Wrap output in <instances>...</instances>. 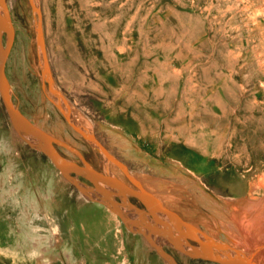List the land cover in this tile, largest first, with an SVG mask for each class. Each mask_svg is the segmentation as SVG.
Segmentation results:
<instances>
[{"label": "rangeland", "instance_id": "obj_1", "mask_svg": "<svg viewBox=\"0 0 264 264\" xmlns=\"http://www.w3.org/2000/svg\"><path fill=\"white\" fill-rule=\"evenodd\" d=\"M3 12L11 100L62 156L158 196L224 255L261 264L197 192L235 214L264 200V0H5ZM63 170L76 184L18 135L0 97V264H40L7 253L39 255L11 201L29 189L34 233L57 264H172L150 240L175 264H219L162 240L156 207Z\"/></svg>", "mask_w": 264, "mask_h": 264}, {"label": "water", "instance_id": "obj_2", "mask_svg": "<svg viewBox=\"0 0 264 264\" xmlns=\"http://www.w3.org/2000/svg\"><path fill=\"white\" fill-rule=\"evenodd\" d=\"M4 2L5 0H0V23L2 20L5 21L8 24L9 30L11 28V23L8 16H6V14L3 12ZM11 46L12 41L8 42L7 45L4 46L0 34V97L15 131L23 140L35 144L37 148H40L43 152H45L54 162V164L60 168L65 176L67 175V172H65L63 169L67 167L77 175L95 180L96 182L115 189L122 197L129 196L139 199L147 208H149V202L153 203L157 209L162 211L164 216L168 219L169 227L175 234L174 239L168 236L166 237L170 238L173 246L181 249L187 255H191L196 259L211 260L219 264H256L251 260L246 259L242 255H236L234 257H228V255H224L222 249L212 245L209 239L199 235L195 229L186 223L179 215L166 208L163 201L158 196L149 192H145L142 189H140V191L133 190L120 180L106 176L86 163H84V166H80L77 163L62 156L53 145V142L55 141L54 138H52L48 133L44 132L41 128L34 125L11 100L6 74L7 61ZM66 178L72 183L76 184L72 178L68 176H66ZM98 189L106 193L103 188ZM120 189L124 192L122 193ZM153 215L155 217V214ZM176 221L181 224L183 229L176 225ZM163 224H165V221ZM145 234L149 239L151 238L149 233ZM192 242L196 243V245ZM156 248L163 257H167L173 261L170 256L164 253L160 245H157ZM224 250L229 249L226 248Z\"/></svg>", "mask_w": 264, "mask_h": 264}, {"label": "bare ground", "instance_id": "obj_3", "mask_svg": "<svg viewBox=\"0 0 264 264\" xmlns=\"http://www.w3.org/2000/svg\"><path fill=\"white\" fill-rule=\"evenodd\" d=\"M2 24L4 25L6 32H8V24L2 20ZM1 33V32H0ZM225 122V121H224ZM226 123V122H225ZM184 132V131H183ZM218 133V132H217ZM209 135V134H208ZM211 135V134H210ZM123 138V137H122ZM121 138V139H122ZM210 139V138H209ZM32 140V139H30ZM124 140V139H123ZM122 140V142H124ZM215 142V139H213ZM33 141V140H32ZM126 141V140H125ZM129 141V140H128ZM126 141V143L124 144L125 148L128 149L129 151L131 150L132 146L130 145V143ZM211 143V142H210ZM220 143V142H219ZM216 144V143H215ZM127 150V151H128ZM132 151V150H131ZM133 152V151H132ZM125 153V151H124ZM131 153V152H130ZM134 154V153H133ZM136 155V153H135ZM134 156V155H133ZM157 171H159V168H157ZM107 176V175H106ZM179 180H183V178L179 177ZM177 181L176 183V187L181 186V181ZM192 180V179H191ZM24 182V181H23ZM31 182V181H30ZM11 183V181H10ZM187 183H189V180L187 181ZM24 184V183H23ZM36 184V183H35ZM185 184V182H184ZM183 186V185H182ZM25 187V185H24ZM189 187L193 188V191L197 190V182L195 183H190ZM188 187V188H189ZM147 189V187H146ZM163 189V188H162ZM186 189V188H185ZM15 190V189H14ZM21 190V189H20ZM39 190V189H38ZM148 190V189H147ZM22 191V190H21ZM20 191V192H21ZM144 191V190H143ZM146 192V191H145ZM33 192L30 191V189L27 192H22V193H17V195H15L16 198V203L15 200L11 198L12 203H14L16 205V208H19V213H21V208H24L25 213H27V217L28 220L30 221L29 225H27V227H25L26 230V240L32 241V239L34 238L35 241V247L36 250L35 252L37 253L38 257L36 256L35 253H29V251H31L29 249V251L27 250V255L22 256L19 253H15L12 250L11 251H7L8 255H11L14 258H18V259H24L27 260L28 262H32V263H37L36 261L38 260L40 264H55V261H51L53 259H55L54 257H47L46 252H48L46 250L45 253H42L41 249L44 250L45 246L43 248H41L43 245L42 238L40 236H37L36 233H34V225H33V220L35 219V217L37 216H41L42 214H40L41 212H39L40 207L38 204V201H33ZM197 194L199 195V197L201 199H205L206 203H209L211 208L213 209V211L217 214V216L219 217V220L221 221L222 226L224 227V229L235 239V241H239L240 244H238V246L244 244H248L245 246V248L251 252L254 253V258L258 259L261 264L262 261H264V200L262 202H256L258 199H248V201L250 202L249 204H247V206H245L243 212L241 214L239 213H231L232 209L228 211H224L222 209V203L220 201H215L214 203H212L213 201V196L211 194H208L206 191H201L200 193L197 192ZM7 196V195H6ZM42 195H38V198H42ZM175 196V195H174ZM8 197V196H7ZM10 197V196H9ZM0 198V202L2 201H6L9 200L10 202V198ZM14 197V196H13ZM170 196L168 195L167 197H163V199H168ZM172 197V196H171ZM178 197V196H175ZM180 198V197H178ZM19 199V201H18ZM36 200V199H35ZM48 200V198H47ZM240 202V201H239ZM204 203V202H203ZM6 205V204H5ZM41 205V203H40ZM149 209L156 207L153 203L149 202L148 204ZM42 208V207H41ZM157 208V207H156ZM170 210V209H169ZM242 210V209H241ZM35 211V212H33ZM42 211V210H41ZM172 211V210H171ZM161 212V216H163L164 214ZM176 213V212H175ZM23 214V213H22ZM21 214V215H22ZM155 214V213H154ZM177 214V213H176ZM239 214V215H238ZM20 215V214H18ZM46 215V214H45ZM178 215V214H177ZM47 219V218H46ZM155 219L159 220L161 223H164V220L155 214ZM26 223V222H25ZM176 225L183 229L181 227V224L179 222H175ZM155 224H160L158 221L154 220V225ZM166 224V222H165ZM8 225L10 226L9 228H7L6 232L7 235L4 234V236H7L8 240H10V238L12 237V239H14V241H9L8 244H14L15 245V240L16 239H21L22 235L17 233L16 231V226L14 227L12 225V222H8ZM193 228H196L194 225H191ZM58 227V226H57ZM148 228V227H147ZM38 230V229H37ZM156 230V228H155ZM175 236V235H174ZM50 237V236H49ZM162 240H165L163 238V236H159ZM46 240V239H45ZM48 240V239H47ZM44 241V240H43ZM60 241V240H59ZM151 244L156 248L157 244L154 243V240H150ZM166 241V240H165ZM62 241L59 242V244ZM17 243V242H16ZM18 244V243H17ZM32 244V243H31ZM59 244H57V246H59ZM42 245V246H41ZM19 246V245H18ZM48 247V245H46ZM56 246V247H57ZM21 247V245H20ZM46 247V249H47ZM33 249V248H32ZM53 249H55L53 247ZM240 249V248H239ZM245 249V250H246ZM34 250V249H33ZM32 250V251H33ZM49 250V249H48ZM246 250V251H247ZM41 251V252H40ZM45 251V250H44ZM180 251H182L180 249ZM53 252V251H52ZM233 253V252H232ZM243 253V252H242ZM245 253V252H244ZM35 254V255H34ZM235 254V253H233ZM237 255H241V254H237ZM245 255H247L245 253ZM244 254H242V256H244L246 259H250V257L248 258L246 257ZM167 258V257H166ZM261 259V260H260ZM167 260H169L172 264H175L173 261H171L170 259L167 258ZM254 260V259H253ZM252 260V261H253ZM254 262V261H253ZM255 263V262H254ZM259 263V262H258ZM57 264V263H56ZM257 264V263H256Z\"/></svg>", "mask_w": 264, "mask_h": 264}, {"label": "flooded vegetation", "instance_id": "obj_4", "mask_svg": "<svg viewBox=\"0 0 264 264\" xmlns=\"http://www.w3.org/2000/svg\"><path fill=\"white\" fill-rule=\"evenodd\" d=\"M136 218V217H135ZM155 221H158L160 224H155V228L156 229H158V230H160L165 236L163 237L169 244H171V245H173L172 244V242H171V240H170V238H172V239H174V233L172 232V229L169 227V226H167L166 224L164 225L163 223H161L159 220H157V219H155ZM140 222L142 223V224H144V219H142L141 217H140ZM143 226V225H142ZM145 226V225H144ZM171 229V230H170ZM166 236H168V237H170V238H168V237H166ZM180 250V249H179ZM182 252V251H181Z\"/></svg>", "mask_w": 264, "mask_h": 264}, {"label": "crops", "instance_id": "obj_5", "mask_svg": "<svg viewBox=\"0 0 264 264\" xmlns=\"http://www.w3.org/2000/svg\"><path fill=\"white\" fill-rule=\"evenodd\" d=\"M166 224H168L167 222H166ZM156 231V230H155Z\"/></svg>", "mask_w": 264, "mask_h": 264}]
</instances>
